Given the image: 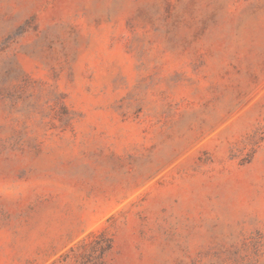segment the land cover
I'll list each match as a JSON object with an SVG mask.
<instances>
[{
  "label": "rangeland",
  "instance_id": "obj_1",
  "mask_svg": "<svg viewBox=\"0 0 264 264\" xmlns=\"http://www.w3.org/2000/svg\"><path fill=\"white\" fill-rule=\"evenodd\" d=\"M0 264H264V0H0Z\"/></svg>",
  "mask_w": 264,
  "mask_h": 264
}]
</instances>
